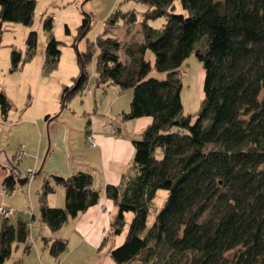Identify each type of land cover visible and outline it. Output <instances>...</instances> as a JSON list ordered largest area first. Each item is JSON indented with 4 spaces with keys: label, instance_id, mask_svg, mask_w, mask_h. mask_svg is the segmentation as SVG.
<instances>
[{
    "label": "trees",
    "instance_id": "trees-1",
    "mask_svg": "<svg viewBox=\"0 0 264 264\" xmlns=\"http://www.w3.org/2000/svg\"><path fill=\"white\" fill-rule=\"evenodd\" d=\"M176 1L182 13H176ZM135 2L143 7L142 39L122 45L112 33L118 20L127 28L135 25L133 10L110 14L94 42L77 52L80 71L70 85H63L60 99L64 109L77 93L87 94L85 66L93 60L96 88L130 92L123 120L149 117L140 138L131 141L132 174L104 187L116 205L112 235L122 232L131 215L123 243L108 255L114 264H264V0ZM35 3L0 0V38L5 23L30 25ZM90 19L83 17L78 35L84 36ZM157 19H162L160 28L149 25ZM42 27L47 42L41 70L47 75L60 61L63 42L54 37L53 16L45 17ZM64 32L69 34L66 25ZM36 44L35 32H29L24 58L11 55L15 68L35 55ZM192 54L204 76L203 99L194 117L183 113L180 99V67ZM10 108L0 91L1 115L6 118ZM9 173L2 180V195L16 185ZM92 180L82 170L51 176L65 193V206L53 208L46 203L53 186L45 179L38 194L41 223L56 232L98 204L100 192ZM158 191L166 196L156 210ZM150 210L154 219L148 225ZM9 219L2 218L0 264L14 246L30 241L28 223ZM66 247L59 239L48 250L59 258ZM28 248L27 243L24 251Z\"/></svg>",
    "mask_w": 264,
    "mask_h": 264
},
{
    "label": "rangeland",
    "instance_id": "rangeland-1",
    "mask_svg": "<svg viewBox=\"0 0 264 264\" xmlns=\"http://www.w3.org/2000/svg\"><path fill=\"white\" fill-rule=\"evenodd\" d=\"M35 5L33 21L30 25L26 27L17 23H5L3 25L4 32L0 38V91L7 96L11 106L6 118L0 113V178L2 176L0 181L4 178L3 175H7L9 171L15 172V175L19 173L20 178L30 176L28 172H34L35 160H33V155L35 154V147H37L40 139L45 140V144L48 146L47 130L43 127L47 124L44 116L45 113L43 114V111L47 108H50V110L54 109L60 113L56 117V121L57 119L60 122L66 120L64 122H66L68 129L67 137H73L74 142H76V137L77 139L80 138L78 137L80 134L84 135V129L90 119L96 121L95 124L103 123V120L100 121V119L105 114H108L107 111L109 110L111 102L106 101L104 97L94 99L95 96L99 94L104 96L103 94L105 93L95 87L96 80L94 69H92L93 60L85 66V70L88 73L87 81L90 87L86 91V96L82 97L80 93H77L66 103L67 107L64 109L61 108L62 104H60V99L63 85L70 84L71 77L77 75L80 71L76 59L77 52L84 53L87 50V44L94 42L96 35L105 29L104 22L106 18L110 14L115 13L116 10L123 13H126L127 10H133L136 13L135 25L127 28L121 20H118L112 33L119 39L122 45L132 41L139 42L142 39L140 32L141 24L139 22L143 7L140 3L135 2V0H36ZM175 6L176 13H182L179 8V1L175 2ZM49 15L53 16L54 37L63 43L60 47L61 55L57 67L50 74L46 75L41 71L42 56L47 42L42 27V20ZM86 15H89L91 18L90 27L85 30L84 36H82L83 34L78 35L81 21ZM161 24L162 19H157L150 21L149 25H152L154 28H160ZM64 25L69 28L68 35L64 32ZM29 32H35L36 34V53L26 62L21 63L18 68H15L11 55L14 52L20 55V59L24 58L26 54L25 42ZM120 57L121 59L125 58L123 51H120ZM180 72L182 84L180 99L182 110L185 115L190 114L194 117L200 110L199 108L203 99L202 82L204 76L202 65L195 55L192 54L183 62L180 67ZM109 89L116 91L115 87L112 86L105 89V91L108 92ZM123 92L125 98L127 96L131 98L130 92ZM122 100L124 99H120L121 104H123ZM39 116L40 119L37 118ZM117 119L119 123H134L133 120H123L122 115ZM142 119L149 120V117H143ZM108 122L109 124L111 123L110 121ZM129 129L131 132L133 127H129ZM133 138L139 139L140 137L133 135ZM70 142L74 143L72 141ZM19 148L24 152L21 160L16 159ZM129 152L132 157L131 162H133L132 146ZM77 154L74 152L70 159L75 170L77 172L82 170L93 174L94 170L90 169L89 166L83 165L79 159L73 160V157ZM43 159L41 158L39 160L36 171H40L44 164ZM132 164L127 170V177L132 174ZM44 169H41V173L38 175H34V172L30 177L31 181L24 183L23 186L16 184L11 192L7 191L6 195L1 194V190L4 187L0 183V206L11 207L15 210V216L9 219L10 223H14L17 219L24 220V218H27L30 225L29 228L32 225L35 227V221L29 216L33 208L31 206L29 189L40 187L41 178L45 174ZM56 175L61 176L58 173L52 176ZM51 183L53 187L60 186L55 185L53 181ZM165 196L166 192L158 191L153 208L158 210L162 206ZM24 212L28 214L25 215ZM149 212L147 223L151 225L154 219V213L153 210ZM130 219L131 215L127 214V223L122 232L118 235L109 236L108 246H104V249L101 251L103 255H108L106 253L110 246L115 248L123 243ZM1 225L2 219H0V228ZM36 227L38 228V224ZM29 240L33 245L31 235ZM68 247L69 244L67 245ZM107 259L110 264H114L109 255ZM138 264L140 263L138 262Z\"/></svg>",
    "mask_w": 264,
    "mask_h": 264
},
{
    "label": "crops",
    "instance_id": "crops-1",
    "mask_svg": "<svg viewBox=\"0 0 264 264\" xmlns=\"http://www.w3.org/2000/svg\"><path fill=\"white\" fill-rule=\"evenodd\" d=\"M115 90L118 91L117 88ZM116 91L109 89L108 92L103 94L104 96L99 94L94 97V99L104 97L106 101L111 102L107 111L108 114L101 117L100 121L103 120L101 124H95L96 121L90 119L88 127L86 126L84 129V135L80 134L78 139L76 137V142H74L73 137H67L68 129L66 122H64L66 120L61 122L58 119L55 120L60 115L58 111L50 110V108L43 111L44 116L49 117L46 120L47 126H43L47 130L48 146L45 144V140H39L37 147L34 149L33 160H35V163L33 168L35 169L33 171L35 172L34 175H38L41 173V169L45 168V174L41 178L39 188L29 189L31 206H33L29 216L35 221L36 225L38 224V228L36 225V228L34 225H32L33 228H29L33 245L28 241L29 248L26 252L24 249L27 243L14 246L13 253L4 262L5 264H110L107 259L108 255H103L101 251L104 246H108L109 236L112 235L110 224L115 216L116 205L106 197L104 187L106 185H118L123 176H127V170L132 163L131 153L129 152L130 142L133 140V135H140L149 121L140 118L132 119L134 121L132 124L119 123L117 118L122 114L121 112L128 110L130 97L125 98L123 91L119 90L118 93ZM121 98L124 99L122 100L123 104L120 102ZM37 118L40 119V116ZM108 121L111 123L109 124ZM129 127H133L131 132ZM89 137L92 138L94 146L88 144ZM22 148L24 149L23 146ZM74 152L78 154L73 157V160L79 159L83 165H87L94 170L92 174L93 187L100 192V198L98 204L81 212L77 217L70 218L58 231L52 232L40 221L38 194L42 182L47 179L51 183V176L55 173L67 177L77 172L70 160ZM41 158H44V164L40 171H36ZM9 174H4L3 177L5 178ZM17 176H20L19 173ZM29 181H31L30 178L27 182ZM0 183L2 185V181ZM60 187H53V191L47 195L46 203L50 207L63 208L65 206L64 189ZM24 214L28 213L24 212ZM20 220L27 222L29 225L27 218ZM59 239L65 240L69 247H66L67 250L59 258H54L48 248L53 241ZM112 248L114 247L110 246L106 254Z\"/></svg>",
    "mask_w": 264,
    "mask_h": 264
},
{
    "label": "built area",
    "instance_id": "built-area-1",
    "mask_svg": "<svg viewBox=\"0 0 264 264\" xmlns=\"http://www.w3.org/2000/svg\"><path fill=\"white\" fill-rule=\"evenodd\" d=\"M88 143H89V145L94 146V142H93L91 137L88 138ZM23 154H24V152L22 151V149L19 148L17 155H16V159L21 160ZM33 173L34 172H30L29 173L30 176L28 175V178H30L31 175H33ZM14 176H15V178H18L17 175L14 174ZM1 193L5 194L4 190H2ZM14 216H15V210L14 209H12L11 207L3 206V205L0 206V219H2V218L9 219V218H13Z\"/></svg>",
    "mask_w": 264,
    "mask_h": 264
},
{
    "label": "water",
    "instance_id": "water-1",
    "mask_svg": "<svg viewBox=\"0 0 264 264\" xmlns=\"http://www.w3.org/2000/svg\"><path fill=\"white\" fill-rule=\"evenodd\" d=\"M27 179H28V177H24L22 179L17 178L15 181H16V184H18L19 186H23L24 183L27 182Z\"/></svg>",
    "mask_w": 264,
    "mask_h": 264
}]
</instances>
